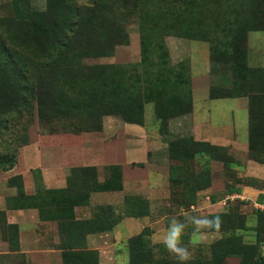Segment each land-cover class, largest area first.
<instances>
[{
    "label": "trees",
    "instance_id": "obj_1",
    "mask_svg": "<svg viewBox=\"0 0 264 264\" xmlns=\"http://www.w3.org/2000/svg\"><path fill=\"white\" fill-rule=\"evenodd\" d=\"M31 1L10 0L11 14L3 21L8 47L21 52L18 60L24 57L19 70L8 48L0 47V129L6 117L29 107L50 133L58 125L83 133L100 132L106 117L143 124L144 107L152 104L168 159L174 162L169 167V202L188 210L211 187V164L233 170L237 161L225 147L192 137L168 140L169 121L192 107L189 63L171 64L165 38L172 36L209 45V73L215 78L210 100L247 98V157L264 165V70H256L250 80L246 48L250 32L264 31V0H98L82 7L76 0H44L43 11L34 9ZM127 18L138 27L139 63L82 64L84 55L107 57L113 47L127 43ZM16 159L17 152L1 155L0 172L13 168ZM108 170L109 177L99 184L94 169H73L68 189L41 188L33 196L21 195L16 200L26 199L28 206L38 209L41 220L57 221L63 264H98L97 251L86 249L87 237L111 231L124 216L149 213L147 203L128 197L123 215L100 206L90 220L75 219L73 208L88 194L81 193L80 186L90 192L121 189L118 167ZM33 176L40 181L38 170ZM244 184L261 191L254 202L264 205V181L253 178H237L226 186L222 198L212 196L210 203H226L227 197L240 193L236 186ZM214 216L221 218V228L206 232L220 234V238L209 245L206 258H194L187 264H224L229 258L238 259V264H264V210L256 209L252 228L238 208L228 206L208 217ZM4 230L10 249L12 242L17 248V227L6 225ZM247 231L252 232L251 241L239 234ZM192 233L189 226L182 237L184 245L190 243ZM150 235L145 228L126 241L128 264H181L169 259L163 244H152Z\"/></svg>",
    "mask_w": 264,
    "mask_h": 264
},
{
    "label": "crops",
    "instance_id": "obj_2",
    "mask_svg": "<svg viewBox=\"0 0 264 264\" xmlns=\"http://www.w3.org/2000/svg\"><path fill=\"white\" fill-rule=\"evenodd\" d=\"M198 43L200 45L190 46L189 41L188 57L182 56V51L177 48L175 59L171 54V63L175 65L188 61L190 71H192V66L196 68L198 73L196 72L197 75L195 77L197 76L196 79H200L198 89L199 91L204 89V100H210L209 89L215 83V78L209 73V45L203 42ZM246 46L248 77L252 80L256 70H264V31L250 32L247 36ZM203 64L206 65L204 69L202 68ZM190 75L191 111L169 121L168 128L169 135L171 133V139L192 137L197 141L225 147L237 161V166L233 170H239L240 172L247 171L246 178L264 181V165L249 160L247 157V98L232 99L234 102H237L236 109L241 114V117H243L238 122L235 121V123L233 122L229 126H210L207 121L195 123L193 116L198 112L194 101L195 85L193 80L195 77L192 72H190ZM113 118L115 117L104 118L105 121L100 132L83 133L76 129H67L62 125H58V129L53 133L42 129L38 135L39 138L36 144L29 142L28 145L21 148L17 153L16 163L13 168L3 172L8 174L9 177L5 181H0V228L6 233V238L5 236H0V255L6 256L10 261L15 258L19 261V264H63L57 221L41 220L38 209L28 206L24 201L26 199H23L24 204L16 200L21 195L25 197L33 196L41 188L45 191L68 189L71 183L68 181V178L73 169H94L97 174V182L102 184L109 177L110 172H108V168L118 167L121 178V189L119 191L90 192L85 189L84 185L80 186L78 188L79 191L88 194L87 198L81 199L79 204L73 208L76 220H90L93 218L96 208L100 206L112 207L115 215L118 213L123 215L124 209L127 207L126 198L128 197H137L148 204V214H144L141 217L124 216L111 231L87 237L86 249L97 251L98 264H119L121 260H118V258L121 255H123V264H128V259L126 260V241L130 237L141 233L145 228L150 229L151 235L149 240L152 244H162L156 242L153 238L154 234L158 231H154L153 226L158 225L160 221L156 222L152 220L154 216L153 209L156 208L152 206V203L163 199L169 201V189L168 194L165 193V186L168 185L169 188V181H158L161 174L157 169L160 166L156 164L155 158L151 153L152 151L148 149L147 141L144 139V134H146V131L143 129L144 122L141 125L128 124L120 119L116 123L112 121ZM156 123L158 129V122L156 121ZM123 124L136 126V130L134 129L135 131L133 132V134L135 133L133 137L135 140L129 141L128 134L130 131L127 128L124 129ZM34 159L35 167L19 169L20 163L25 160L31 161ZM169 162L174 164L170 160ZM35 170L39 171L40 181H35L33 176V171ZM137 170H145L148 178L144 181L137 179H132L133 181L129 180L128 176L136 174ZM100 173H103L102 176H100ZM15 177H20L21 181H9ZM37 183H40V188L38 189ZM236 187L239 188L240 193L233 195L238 196L240 199H242L241 197H245V195L256 197L261 192L257 188L245 184L237 185ZM213 189L215 187L212 181L211 187L201 192L199 196L202 193L205 195L210 194L213 192ZM204 199L210 203L209 196ZM221 203L222 200L212 205L222 206ZM136 213L139 212L137 211ZM4 224L5 226L17 227V248L12 242V249H10L11 244L9 245ZM120 232H125V236Z\"/></svg>",
    "mask_w": 264,
    "mask_h": 264
},
{
    "label": "rangeland",
    "instance_id": "obj_3",
    "mask_svg": "<svg viewBox=\"0 0 264 264\" xmlns=\"http://www.w3.org/2000/svg\"><path fill=\"white\" fill-rule=\"evenodd\" d=\"M95 1L98 0H76L75 4L78 7H82L84 5L92 4ZM31 4L32 7L36 10L43 11L45 8L44 0H32ZM10 14H11L10 0H0V47H4L5 49L6 47L8 48L6 50L11 52L13 56V61L16 67H18V69L20 70L22 66L19 65V60H23L24 56L23 57L21 56L19 60L16 58V56L19 55L21 52L16 51L13 47H8V45H10V41L9 38L5 35V32H3V21L7 17H9ZM126 24H127L126 32L128 35V41L126 44L113 47L112 54L107 57L104 56V57L96 58L92 55L91 56L84 55L81 57L82 59L81 63L85 65H103V64H134L135 65L139 63L140 55H139V37H138L137 24L134 20L130 18L126 19ZM165 43L169 52L170 61H171V54L172 57L175 59L177 55V50H176L177 48L182 51V56L184 55L188 57L189 55L188 40L169 36L165 38ZM194 45H200V44L195 41H190V46H194ZM204 46L206 47L205 44ZM172 49L175 50L172 51ZM205 66L206 65L203 64L202 68L204 69ZM190 72H192L194 77L198 73V71H196V68H194L193 66H192V71ZM196 77L193 80L195 85V93H194L195 108L198 111L193 116L195 123H204L207 121L210 126H215V125L229 126L233 122L234 123L235 121L238 122L243 118L236 109L237 102H234V100L232 99L220 100V101L204 100L205 91L204 89L199 91L198 83L200 79H196ZM4 121H5L4 126L0 129V156L4 154H13L15 152L18 153L23 147L22 145L25 141H27L28 144L29 142H32V144H36V142H38V138H39L38 135L41 131L42 123L38 121L34 108L24 107L20 111V113H14V114L12 113L8 117H6ZM104 121L105 119L103 120V122ZM112 121H115L117 123V121H120V119L118 117H115L112 119ZM123 126L124 129L127 128L128 131H130V133L128 134L129 141L135 140V138H133L135 133L133 134V132L136 130L135 128L136 126H132L128 124H123ZM143 126H144L143 129L146 131V134H144L145 135L144 139L145 141H147V147L150 151H152L151 153L155 158L154 160L156 164L160 166V168L157 169V171H159V173L161 174L158 181H168V174H169L168 172L171 162H169L167 157L168 155L166 151L167 143L163 141V138L160 137L157 131L158 130L157 123L153 113L152 104H147L144 107ZM141 139L144 140L143 138ZM141 139H137V140H141ZM168 140H171V133L168 137ZM24 167L26 168L35 167V159L31 161L25 160L19 164V169L20 168L23 169ZM137 171L138 172L136 174L134 175L130 174L128 176L129 180L137 179L139 181L140 180L144 181L148 178L147 172L145 170L144 171L137 170ZM102 174L103 173H100V176H102ZM246 174L247 171L240 172L239 170H229V169L225 170L221 163H213L211 180L213 181V186L215 187V189H213L212 193L207 195L210 198L212 196H215L217 198H222L225 194L226 186L229 185V183L234 182L237 178L245 179L247 177ZM8 177H9L8 174L0 172V181H5ZM168 189L170 191V186L168 188V185H166L165 186L166 194H168ZM204 198L205 197L203 196H199L197 200L198 204L189 207L188 210L178 209L172 206L168 200L165 201L164 199L156 203H152V206L156 207L153 209L154 216L152 217V220L156 222L160 221L158 222L159 223L158 225L153 226L154 231L158 230L157 233H155L153 236L154 240L156 242L161 243L160 238L163 235H165L168 226L167 218L175 217L178 220H184L185 212L200 216H209L213 213L222 212L229 206V207L238 208L239 211L246 214L248 228H252L256 225V220L254 217V212L256 211V208L254 207L255 204L254 201L256 197H248L245 195V197H241L242 199L232 198L226 203L222 202L221 203L222 206L220 205L214 206L210 204L208 201H206ZM0 232H1L0 236L4 237L5 233L2 231L1 228H0ZM120 233L123 236H125L126 234L125 232H120ZM239 234H242L246 241L252 240L251 238L252 232L250 231L239 232ZM219 238H220V234H216V233H209L205 231L204 234H198L193 232L190 236V243L186 245L188 246L189 251L192 253V259L198 257L206 258L208 256L209 245ZM168 256L169 259H176V261H179L173 254H170ZM118 260H121L119 264H123V255H121L118 258ZM18 262L19 261L16 260L15 258H13V260L10 261L6 256L0 255V264H19ZM238 263L239 260L233 258L226 259L224 262V264H238Z\"/></svg>",
    "mask_w": 264,
    "mask_h": 264
},
{
    "label": "clouds",
    "instance_id": "obj_4",
    "mask_svg": "<svg viewBox=\"0 0 264 264\" xmlns=\"http://www.w3.org/2000/svg\"><path fill=\"white\" fill-rule=\"evenodd\" d=\"M184 217V220H178L175 217L167 218L166 233L160 238V242L166 250L175 255L181 264H187L192 259V253L189 251L188 246L183 244L182 240L189 226L192 227L194 233L204 234L206 230L218 232L222 224L219 216L208 217L185 212Z\"/></svg>",
    "mask_w": 264,
    "mask_h": 264
},
{
    "label": "built area",
    "instance_id": "obj_5",
    "mask_svg": "<svg viewBox=\"0 0 264 264\" xmlns=\"http://www.w3.org/2000/svg\"><path fill=\"white\" fill-rule=\"evenodd\" d=\"M234 199V198H239L238 196H236V195H232V196H229V197H227L226 199L227 200H230V199ZM224 203H225V201H224ZM225 205V204H224ZM254 207L256 208V209H260V210H264V205H259V204H257V203H255L254 204Z\"/></svg>",
    "mask_w": 264,
    "mask_h": 264
}]
</instances>
